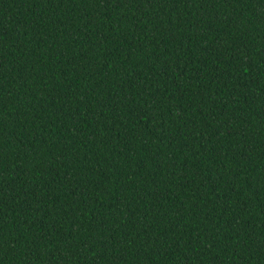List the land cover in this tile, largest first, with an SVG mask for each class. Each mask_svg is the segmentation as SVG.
Wrapping results in <instances>:
<instances>
[{
  "label": "trees",
  "instance_id": "trees-1",
  "mask_svg": "<svg viewBox=\"0 0 264 264\" xmlns=\"http://www.w3.org/2000/svg\"><path fill=\"white\" fill-rule=\"evenodd\" d=\"M0 264H264V0H0Z\"/></svg>",
  "mask_w": 264,
  "mask_h": 264
}]
</instances>
